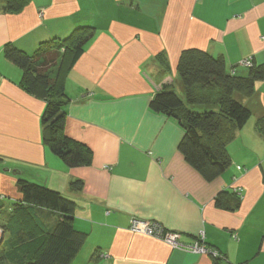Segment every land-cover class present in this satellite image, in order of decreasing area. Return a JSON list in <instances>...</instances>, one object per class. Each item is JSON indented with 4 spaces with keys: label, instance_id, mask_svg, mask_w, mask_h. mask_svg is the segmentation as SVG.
Returning a JSON list of instances; mask_svg holds the SVG:
<instances>
[{
    "label": "crops",
    "instance_id": "0c3cea01",
    "mask_svg": "<svg viewBox=\"0 0 264 264\" xmlns=\"http://www.w3.org/2000/svg\"><path fill=\"white\" fill-rule=\"evenodd\" d=\"M80 27L95 35L64 79L65 133L93 158L90 167L69 169L42 144L45 104L20 87L22 73L3 49L32 55ZM187 49L222 58L229 74L246 76V60L264 63V0H30L19 14L0 13L3 217L20 200L16 182L24 179L76 204L74 227L88 236L76 264H212L209 256L130 232L132 220L177 233L186 246L202 235L230 264H264V135L257 127L264 81L240 98L251 118L227 147L231 167L207 183L179 154L177 123L149 109L164 84L183 98L176 68ZM74 181L81 191L71 190ZM237 190L239 210L215 207L219 193ZM36 214L45 227L54 225V214Z\"/></svg>",
    "mask_w": 264,
    "mask_h": 264
},
{
    "label": "trees",
    "instance_id": "16d2710c",
    "mask_svg": "<svg viewBox=\"0 0 264 264\" xmlns=\"http://www.w3.org/2000/svg\"><path fill=\"white\" fill-rule=\"evenodd\" d=\"M29 4L30 0H0V13L16 15ZM94 35V28L80 27L64 40L39 44L32 55L10 44L3 49L4 58L22 73L20 87L45 104L41 117L42 144L69 169L92 164L91 149L65 133L64 108L69 100L63 83ZM158 59L168 69L165 59ZM56 67L58 72L51 77L49 72ZM176 71L183 98L164 84L152 97L149 109L177 123L183 132L177 148L179 154L205 182L211 183L231 167L227 147L251 118L250 110L240 98H250L256 83L264 81V63L251 61L246 76H235L227 72L222 58L199 49H187L181 53ZM257 127L264 135V118ZM16 188L20 200L13 204L6 218L0 205L3 229L0 264H76L75 258L88 237L74 227L76 204L58 192L24 179H17ZM70 188L79 192L83 183L74 181ZM241 200L236 193L223 191L214 202L219 210L235 212ZM38 210L54 214V225L45 227L37 217ZM210 258L212 264H230L219 252L217 257Z\"/></svg>",
    "mask_w": 264,
    "mask_h": 264
},
{
    "label": "built area",
    "instance_id": "2783aa9c",
    "mask_svg": "<svg viewBox=\"0 0 264 264\" xmlns=\"http://www.w3.org/2000/svg\"><path fill=\"white\" fill-rule=\"evenodd\" d=\"M245 66L251 67V60H246L244 62ZM240 169V168H238ZM240 198H242L241 191L237 190L235 192ZM130 232L138 235H143L149 238L158 240L173 250H183L195 255H209L213 257L218 256V252L208 248L203 241V236L201 235L199 241L195 242L193 245H183L180 242V235L174 232H168L164 230L161 226L153 222H144L138 220H132L129 226ZM2 231L0 230V242L2 240Z\"/></svg>",
    "mask_w": 264,
    "mask_h": 264
},
{
    "label": "rangeland",
    "instance_id": "374dc122",
    "mask_svg": "<svg viewBox=\"0 0 264 264\" xmlns=\"http://www.w3.org/2000/svg\"><path fill=\"white\" fill-rule=\"evenodd\" d=\"M244 65H245V64H244ZM57 72H58V68L56 67V68H54L53 70H51V71L49 72V74L51 75V77H54V76H56ZM4 204L6 205V207H9V206L12 204V202L9 201L8 198H7V200L4 201ZM2 212H3V210H2ZM0 230L2 231V234H3V229L1 228V226H0ZM9 235H10V232H8L7 237H9ZM163 244H164V243H163ZM166 246H167V245H166ZM204 256H205V255H204ZM206 256H209V255H206ZM209 257H212V256H209Z\"/></svg>",
    "mask_w": 264,
    "mask_h": 264
},
{
    "label": "water",
    "instance_id": "95a60500",
    "mask_svg": "<svg viewBox=\"0 0 264 264\" xmlns=\"http://www.w3.org/2000/svg\"><path fill=\"white\" fill-rule=\"evenodd\" d=\"M2 241V240H1Z\"/></svg>",
    "mask_w": 264,
    "mask_h": 264
}]
</instances>
